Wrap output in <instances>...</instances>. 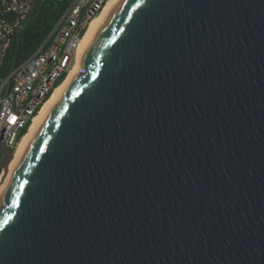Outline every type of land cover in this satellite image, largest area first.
Segmentation results:
<instances>
[{"label": "water", "instance_id": "1", "mask_svg": "<svg viewBox=\"0 0 264 264\" xmlns=\"http://www.w3.org/2000/svg\"><path fill=\"white\" fill-rule=\"evenodd\" d=\"M83 68L0 197V264H264V0H122Z\"/></svg>", "mask_w": 264, "mask_h": 264}, {"label": "built area", "instance_id": "2", "mask_svg": "<svg viewBox=\"0 0 264 264\" xmlns=\"http://www.w3.org/2000/svg\"><path fill=\"white\" fill-rule=\"evenodd\" d=\"M108 1L71 0L36 51L7 64L9 50L41 0H0V146L16 152L24 129L77 63L81 41ZM4 155L0 151V181Z\"/></svg>", "mask_w": 264, "mask_h": 264}, {"label": "bare ground", "instance_id": "3", "mask_svg": "<svg viewBox=\"0 0 264 264\" xmlns=\"http://www.w3.org/2000/svg\"><path fill=\"white\" fill-rule=\"evenodd\" d=\"M122 0H109L108 3L105 5L104 9L92 20L88 30L86 31L80 47H79V54H78V60L75 66L71 69L67 77L57 86V88L54 90L51 97L46 101V103L41 108L40 112L36 115L34 118V121L32 122L29 130L23 135L21 141L19 142L18 148L15 152V155L13 159L11 160L8 168L3 173V176L0 181V197L2 196L11 176L16 168V165L19 160L20 153L24 150L26 147L31 135L38 129L40 124L43 122L47 114L49 113L50 109L53 107V105L56 103L59 97V93L62 91V89L65 87V85L68 83V81L72 78V76L75 73L81 74L83 70V58L84 55L91 45V43L94 41L95 37L97 36L98 32L102 28V26L107 21L108 17L111 15V13L115 10V8L118 6V4ZM1 207V203H0Z\"/></svg>", "mask_w": 264, "mask_h": 264}, {"label": "trees", "instance_id": "4", "mask_svg": "<svg viewBox=\"0 0 264 264\" xmlns=\"http://www.w3.org/2000/svg\"><path fill=\"white\" fill-rule=\"evenodd\" d=\"M70 2L71 0H41L30 14L24 31L16 37L8 52L6 63L19 62L36 51ZM64 78L62 77L58 84ZM26 132L27 128L23 134Z\"/></svg>", "mask_w": 264, "mask_h": 264}]
</instances>
